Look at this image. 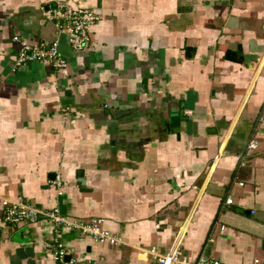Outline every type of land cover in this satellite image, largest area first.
Here are the masks:
<instances>
[{
	"label": "crops",
	"instance_id": "0c3cea01",
	"mask_svg": "<svg viewBox=\"0 0 264 264\" xmlns=\"http://www.w3.org/2000/svg\"><path fill=\"white\" fill-rule=\"evenodd\" d=\"M52 4L98 14L87 47ZM14 36L66 66L15 65ZM19 199L118 239L63 229L67 264H264V0H0V264H60L51 224L4 221Z\"/></svg>",
	"mask_w": 264,
	"mask_h": 264
},
{
	"label": "built area",
	"instance_id": "2783aa9c",
	"mask_svg": "<svg viewBox=\"0 0 264 264\" xmlns=\"http://www.w3.org/2000/svg\"><path fill=\"white\" fill-rule=\"evenodd\" d=\"M43 15L46 19L54 21L58 32L66 35L70 47L75 52H79L88 46L90 42V28L99 19L98 14L94 10L73 8L65 4L57 6L54 9H43ZM13 41L19 43V47L15 52V65H20L27 60L48 59L52 62L53 67L57 69L66 66L65 60L58 50L57 40H53L44 47L27 44L18 36H14ZM247 147L248 149H254L256 147V141L250 140ZM53 183L56 187H60V177L56 175ZM226 203H231V199L227 198ZM3 205V219L8 223H34L39 218H42L51 224L56 237L52 239L48 247L52 250L55 260L60 264H67L65 261L66 252L62 248V244L58 241L59 233L63 229H76L84 236L90 237L95 241H106L109 244L118 243V239L102 227V220L99 218H89L86 220L74 219L63 216L58 206L46 209L37 208L22 202L20 199L12 202L5 200L3 201ZM150 251L154 253L153 249ZM156 260L158 264H222L216 260H207L203 257H199L193 262H187L180 259L177 253L172 250L157 256ZM257 263L255 261V264Z\"/></svg>",
	"mask_w": 264,
	"mask_h": 264
},
{
	"label": "water",
	"instance_id": "95a60500",
	"mask_svg": "<svg viewBox=\"0 0 264 264\" xmlns=\"http://www.w3.org/2000/svg\"><path fill=\"white\" fill-rule=\"evenodd\" d=\"M48 8H55V4H52L51 6H46L44 9H48ZM178 115H181V112L178 114ZM178 115H175L174 116V119L171 120V126L174 128V127H178ZM54 176V174H52Z\"/></svg>",
	"mask_w": 264,
	"mask_h": 264
}]
</instances>
